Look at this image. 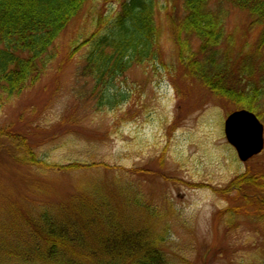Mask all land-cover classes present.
Instances as JSON below:
<instances>
[{"label":"rangeland","instance_id":"374dc122","mask_svg":"<svg viewBox=\"0 0 264 264\" xmlns=\"http://www.w3.org/2000/svg\"><path fill=\"white\" fill-rule=\"evenodd\" d=\"M174 6L179 13L180 1L158 10L166 67L137 65L98 87L83 73L89 47L66 63L81 31L79 19L56 43L57 59L40 84L0 105V130L28 138L49 166L78 165L62 171L19 164L1 139L0 220L10 215L20 223L31 210L76 202L96 187L119 215L129 213L130 228L146 226L140 225L146 217L140 205H150L151 233L163 239L161 249L172 264H264V224L255 213L256 199L245 211L243 195L226 192L239 175L264 173V151L242 163L224 132L226 118L238 109L183 77L166 17ZM87 11L112 21L119 8L116 0H90ZM92 24L90 17L88 28ZM227 28L236 46L255 50L259 30L246 13L229 10ZM107 96L118 103H107ZM228 209L241 214L230 220Z\"/></svg>","mask_w":264,"mask_h":264},{"label":"trees","instance_id":"16d2710c","mask_svg":"<svg viewBox=\"0 0 264 264\" xmlns=\"http://www.w3.org/2000/svg\"><path fill=\"white\" fill-rule=\"evenodd\" d=\"M159 1L116 0L119 11L109 21L103 13L85 12L90 0H0V105L40 84L57 59L56 43L79 19L81 31L69 46L66 63L89 47L83 73L98 87L137 65L166 67L158 10L180 1V12L174 6L166 17L183 77L264 122V0H164L158 7ZM231 9L246 13L251 26L258 28L253 52L245 44L236 46L227 28ZM90 17L93 24L88 28ZM106 99L118 103L117 97ZM1 139L9 142L5 152L19 164L62 171L78 167L49 166L28 138H17L9 129L0 130ZM252 173L239 175L226 192L242 194L245 211L255 198V213L264 224V173ZM85 193L76 202L53 209L44 206L39 213L31 210L20 223L9 220L10 215L1 219L0 264H172L161 249L163 239L151 233L148 203L140 205L146 215L140 225L146 226L135 229L142 225L130 228L129 213L119 215L103 189L97 194L93 187ZM124 195L132 197L129 192ZM14 210L10 214L15 215ZM235 211L227 210L230 220L241 214Z\"/></svg>","mask_w":264,"mask_h":264},{"label":"water","instance_id":"95a60500","mask_svg":"<svg viewBox=\"0 0 264 264\" xmlns=\"http://www.w3.org/2000/svg\"><path fill=\"white\" fill-rule=\"evenodd\" d=\"M224 132L242 163L263 153L264 125L253 112L238 110L231 113L225 121Z\"/></svg>","mask_w":264,"mask_h":264}]
</instances>
